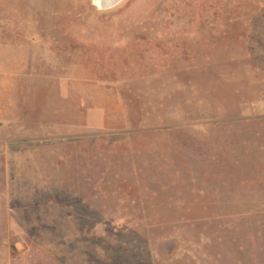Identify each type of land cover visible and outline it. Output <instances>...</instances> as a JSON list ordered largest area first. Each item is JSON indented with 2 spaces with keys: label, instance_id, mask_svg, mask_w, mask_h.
Masks as SVG:
<instances>
[{
  "label": "rangeland",
  "instance_id": "rangeland-1",
  "mask_svg": "<svg viewBox=\"0 0 264 264\" xmlns=\"http://www.w3.org/2000/svg\"><path fill=\"white\" fill-rule=\"evenodd\" d=\"M93 2L0 0V264H264V0Z\"/></svg>",
  "mask_w": 264,
  "mask_h": 264
},
{
  "label": "crops",
  "instance_id": "crops-1",
  "mask_svg": "<svg viewBox=\"0 0 264 264\" xmlns=\"http://www.w3.org/2000/svg\"><path fill=\"white\" fill-rule=\"evenodd\" d=\"M38 65V51L30 52L27 44L0 39V124L20 123L22 101L17 93L22 92L25 78L38 76Z\"/></svg>",
  "mask_w": 264,
  "mask_h": 264
},
{
  "label": "water",
  "instance_id": "water-1",
  "mask_svg": "<svg viewBox=\"0 0 264 264\" xmlns=\"http://www.w3.org/2000/svg\"><path fill=\"white\" fill-rule=\"evenodd\" d=\"M123 1L124 0H99V7H100L101 11H108V10H112V9L116 8Z\"/></svg>",
  "mask_w": 264,
  "mask_h": 264
},
{
  "label": "bare ground",
  "instance_id": "bare-ground-1",
  "mask_svg": "<svg viewBox=\"0 0 264 264\" xmlns=\"http://www.w3.org/2000/svg\"><path fill=\"white\" fill-rule=\"evenodd\" d=\"M94 4L96 5V7L98 6L97 8L100 9V7H99V0H94Z\"/></svg>",
  "mask_w": 264,
  "mask_h": 264
}]
</instances>
